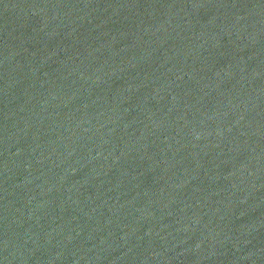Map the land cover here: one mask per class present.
<instances>
[{"label":"water","instance_id":"1","mask_svg":"<svg viewBox=\"0 0 264 264\" xmlns=\"http://www.w3.org/2000/svg\"><path fill=\"white\" fill-rule=\"evenodd\" d=\"M0 264H264V0H0Z\"/></svg>","mask_w":264,"mask_h":264}]
</instances>
